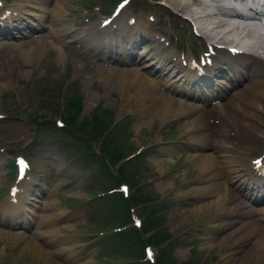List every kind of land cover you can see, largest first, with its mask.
Wrapping results in <instances>:
<instances>
[{
	"label": "rangeland",
	"instance_id": "rangeland-1",
	"mask_svg": "<svg viewBox=\"0 0 264 264\" xmlns=\"http://www.w3.org/2000/svg\"><path fill=\"white\" fill-rule=\"evenodd\" d=\"M14 1L1 0L0 16L4 15L1 11L6 12L12 8ZM116 1L66 0L62 5L65 6L63 17L67 22L72 23V28L77 31L85 27L90 28L99 18L109 19L117 16L111 13ZM158 1L160 0H129L121 4L122 7L120 5V8L124 7V17L127 14L135 18L140 17L142 27L138 29L148 31L147 37L140 41L136 49L125 50L131 54L127 55L128 57L136 55L141 50L149 49L153 52L156 45L169 39V45L174 48L175 53L183 54L182 57L190 55L198 61V57L208 53L209 49L205 47L207 42L200 38L199 32L196 30V33H193L190 20L196 22L197 18L200 19L198 22L201 21L204 29L218 28L219 30L213 31L229 32L227 37L233 41H255L260 46L264 45L260 30L258 34L261 38H256L238 28H213L210 17L200 18L201 13L208 12V9L216 11L213 2L208 9L192 5L189 7L190 11H176L171 6L167 4L165 6ZM51 5L52 3L48 4V8H52ZM188 14L192 15L188 16ZM233 21L248 22L238 18H234ZM98 27L100 26L90 28L98 42L90 49L84 47L81 42L68 38H63L64 43L58 47V43L52 41L47 27L30 29L24 35H12L7 28L6 33L0 34V204L8 195L9 186L14 183L13 168L8 162L18 154L24 156L31 166L28 178L25 179V181L32 180L28 188L30 194L27 196L32 197L33 193H37L39 196L36 199L48 203L41 205L43 209H39L35 214V219L28 228L9 224L4 218L0 219V264H127L128 262L120 254L117 243L111 240L106 242L102 237L108 231L100 232L97 229V225L101 223L100 219L109 207L104 204L105 200L101 199L103 196L93 195L90 191L102 186L100 182L107 181L108 177L102 175L96 181L94 175L90 173L95 166L96 158H92L94 163L83 161L81 153H88L90 149L87 151L83 149L77 134L65 127L52 129L51 126L55 118H60L59 111L65 106L66 97L73 94H79L81 97V116L89 115L95 107H98L101 110L106 108L112 110L116 119L120 120L115 127L122 130L120 137L123 139H119L123 142L122 147L126 148L130 145L136 149L135 158L125 167L133 171L138 186L151 191V196L155 200H161L163 226L171 234L172 243L169 249L175 262L240 264L242 253H232L227 241L223 240L226 216L218 208V203L213 201L209 205L203 204V201L214 200L212 196L207 198L208 196L205 195L209 194L210 190L196 189L197 185H201L198 184L197 179L202 173L195 166L196 160L190 156L192 150L187 145L189 137L185 129L186 122H180L172 115L162 116L157 108L155 109L156 105L159 107L163 105L162 98L157 101L154 96L152 99L145 92H142L144 94L136 92L131 77L123 71L125 66L121 62L113 59L105 63L104 60L107 58L103 57V61L100 59L103 53H112L116 56L118 54L111 50L105 52L106 48L100 53L102 45L110 47L106 41L115 42L116 29H113L110 35L107 29L104 30V27L98 29ZM133 32H127V38L131 35L136 41L145 36L144 33L135 35L134 30ZM161 38L163 39L160 42L157 41ZM120 40L125 42V38ZM211 43L216 44L211 41L208 44ZM235 43L225 40L220 45L234 47ZM91 50L96 54L93 57L88 53ZM127 56L123 55V57ZM116 69L119 73L115 71ZM149 77L156 82L155 77L152 75ZM48 87H52L51 90L47 91ZM156 87L160 88L158 84ZM246 97V105L250 104L248 111L251 109L250 112H253L252 114L249 112L252 131L255 132V138L264 143V101L260 104V107L263 106L262 110L255 109L251 103V96ZM188 100L191 99L187 98L185 101L190 102ZM216 103L215 99L202 105L208 107V104ZM222 108L216 105L212 115L208 114L212 116L209 119L210 124L220 120V116L217 115ZM38 115H49L52 121H48V126L39 127L33 137L35 124L31 118ZM222 117L228 121L232 120L234 115H230L229 118L225 112ZM194 118H199V112L189 115L190 120ZM233 125L236 127L238 123L233 121ZM242 135L251 138L250 134ZM113 136L117 135L113 134ZM233 136L234 131H231V139ZM206 142L212 145L214 139L211 137ZM91 147L94 149L97 146H94L93 142ZM257 148L259 147H251L250 154L241 153L236 147H228V151L234 156L238 166L246 167L250 165L251 156L260 154ZM95 151L96 149L93 150ZM262 157L264 160V151ZM38 189H41L42 194H39ZM233 193L239 199L245 200V196H241L240 191V194L235 191ZM51 199H54L52 203ZM49 204L50 206H47ZM252 204L256 208H261L264 206V199L260 198L256 202L254 200ZM131 213L132 217L142 220V214L137 207L132 206ZM129 225H132V222ZM38 229L44 230V238L60 244L54 246L55 244L45 243L43 245L45 252L41 255L31 251L23 238L11 237V233L16 231L33 237ZM61 240L64 243H61ZM62 246L70 250V261H62L50 253ZM152 249L155 255V247L152 246ZM185 260H189V263ZM255 263L264 264V254L252 257L250 261L241 264Z\"/></svg>",
	"mask_w": 264,
	"mask_h": 264
},
{
	"label": "bare ground",
	"instance_id": "bare-ground-1",
	"mask_svg": "<svg viewBox=\"0 0 264 264\" xmlns=\"http://www.w3.org/2000/svg\"><path fill=\"white\" fill-rule=\"evenodd\" d=\"M211 1L215 4L216 11L208 9L209 6L213 5ZM258 1L250 0L249 2L255 4ZM63 2H66V0H15L12 8L9 9L10 11L3 18L0 16V22L4 24V28H0V34L6 33L10 29L9 32L12 35H24L30 29L47 27L52 41L58 43V47H60L61 43H64L63 38H68L78 43L81 42L84 47L90 49V47L93 48V45L98 44L95 35L91 32V27L105 26L104 30L107 29L110 35L113 29H116L115 42L111 41L112 43H109L106 41V44L110 45V47L107 48L106 45H102L100 53L103 51V48H106V51L104 50L105 52L111 50V52L117 53L118 55L102 52L103 55L100 56V59L103 61V57L107 58L104 60L105 63H109L108 60L113 59L121 62L125 66L123 71L131 77L136 92H140V94L145 92L152 99L154 96L157 101L159 98H162L163 105L161 107L156 105L155 109L157 108V111L162 116L172 115L180 122H186L185 129H187L189 137L187 145L192 150L190 156L196 160L195 166L202 173L201 177L197 179L198 184L201 185H197L196 189L210 190L209 194L207 193L205 195L208 196L207 198H211L212 196L214 200L203 201V204L209 205L213 201L218 203L219 207H217L226 216V221L223 225L225 229L223 240L227 241L232 253H242L240 255V264L250 261L252 257L264 254V206L256 208L252 204L254 200L256 202L260 198L264 199V176H255L251 164L246 167L238 166L234 160V156L228 151V147H236L241 153L250 154L251 147L255 148V146L259 147L257 149L260 150V153L264 151V143L257 140L255 138V132L252 131L253 127L249 122V112L251 109L248 111L250 104L247 106V102L245 101L246 96L250 95L252 98L251 103L253 104L251 105L255 109L261 108L262 110L263 106L260 107V104L264 101V45L260 46L255 41H233V39L227 37L229 32H214L218 29L215 27L238 28L249 33L251 36L261 38L258 34L260 28L253 24H248L245 21H233L234 18L241 20H248L250 18L240 15H229L228 10L222 5L220 0L158 1V3L163 5L167 4L171 6L176 11H190L191 8L189 9V7L192 5L202 8L206 7L208 12H200L202 14H200V18L202 16L203 19L205 17L207 18V16L210 17V21L213 23L211 27L215 28V30H209V28L208 30L204 29V26L200 23L201 21L198 22L199 18H197L196 22H198V25L194 26V30L199 32L200 38H203L206 42L211 41L217 43L220 41L224 42L225 40L236 42L235 46L240 51L235 55L229 54L225 48L219 49L217 46L213 47L208 57L210 58V64H204L205 73L199 74L200 76L197 78L194 74L187 72L188 65H184V60H181L179 54L174 52L173 47L169 45V41L168 43L167 41L166 43L161 42L160 45L155 46L153 53H143L141 51L139 53L137 52L133 57H128L127 55L131 54L125 52V50L129 48L136 49V47L132 46L135 39L131 35L127 38V32H133L134 30L135 35H137L138 33L147 34L148 31L146 29H138L142 27L140 17H136L133 25L129 26L127 21L131 15L127 14L124 17V7L112 19L108 20L105 18L100 21L101 18H99L96 23H99L98 25L93 22L94 24L90 28L85 27L77 31L72 28L73 24L67 22L66 18L63 17L65 12V6H62ZM51 3L52 8H48V4ZM261 9L262 7L260 6L255 7L257 13H260ZM191 15L188 14V16ZM52 21H56V23H52ZM260 33L263 36L261 39H264V31ZM121 38H125V42H121ZM261 41L262 43L264 42V40ZM88 53L92 57L96 55L92 50ZM123 55L127 57H123ZM184 57L182 59L188 60L191 56ZM198 66L200 67L201 65ZM115 71L113 72L115 73ZM109 74L113 75V73ZM151 75L155 77L156 82L149 77ZM210 80L212 83H210ZM156 84L159 85L160 90L157 89ZM202 86L204 87L203 89H201ZM187 98H190L192 101H185ZM215 99L217 100L216 104H208V107L202 105L207 101L210 103ZM216 105L223 107L222 111L217 115L220 116V120L210 124L209 119L212 116L208 114L212 115L213 108ZM194 112H199V118L190 120L189 115ZM225 112H227L229 118H231L230 115H234L231 118L232 120H228L231 123L223 119L222 114L224 115ZM233 121H236L239 127H235ZM231 131H234L233 139L230 137ZM243 133L250 134L251 138L244 137L245 135L243 136ZM211 137L214 139L212 145L206 142ZM261 161L264 163V160ZM31 182L25 181L19 184L17 183L14 194L7 195L3 199L0 204V219L4 218L9 224H17L24 228H28L31 225L35 219V214H37L39 209H43L41 205L48 204L45 203L46 201L43 202L36 199V194H34V197L27 196L30 194L28 188ZM233 191L237 193L240 191L241 196H245V200L236 197ZM52 201L54 199H51V203ZM47 206H50V204ZM235 224L237 225L235 226ZM43 233L44 230L38 229L34 232L35 236L30 237L24 234V232L16 231L11 233V237L14 239L23 238V241H25V244L31 251L42 255L45 252L43 247L45 243L55 244L52 240L44 238ZM41 238L44 239L41 241ZM61 243H64V241L61 240ZM59 244L56 242L54 246H58ZM50 253L53 257H58L62 261H70V250L64 248V246L58 247Z\"/></svg>",
	"mask_w": 264,
	"mask_h": 264
},
{
	"label": "trees",
	"instance_id": "trees-1",
	"mask_svg": "<svg viewBox=\"0 0 264 264\" xmlns=\"http://www.w3.org/2000/svg\"><path fill=\"white\" fill-rule=\"evenodd\" d=\"M51 88L46 89L49 91ZM81 104L79 94L66 97L65 106L61 107L59 116L64 127L79 136L83 149L85 151L90 149L88 153H81L83 161L94 163L92 158H96L95 166L90 170L96 181L102 175L108 177L107 181L100 182L102 186L90 191L93 195L103 196L101 199L105 200V203L104 201L102 203L109 207V210L100 219L101 223L97 225V229L100 232L108 231L102 237L106 239V242L111 240L117 243L120 254L128 260L127 264H178L169 249L172 243L171 234L163 226V213L160 211L161 200H155L151 196V191L138 186L133 171L125 167L136 155L124 159L132 154L134 148L130 145H127L126 148L122 147L121 140L123 138L120 137L122 130L115 127L119 122L112 123L113 112L107 108L101 110L95 107L89 115L80 117ZM46 117V115H39L31 118L35 124L33 126L35 133L39 127L48 125ZM51 126L52 129L55 127L54 124ZM113 134L117 136L114 137ZM93 142L94 146L98 147L97 154L91 149ZM8 165L13 168L12 162H9ZM114 165L116 167H113ZM109 171L112 173H108ZM120 182H125L128 185L129 192L124 197L118 191H114ZM132 206L137 207L142 214L139 228L128 225L131 222ZM144 244L152 245L156 249L151 263L144 257ZM185 262L189 263V260H185Z\"/></svg>",
	"mask_w": 264,
	"mask_h": 264
},
{
	"label": "snow or ice",
	"instance_id": "snow-or-ice-1",
	"mask_svg": "<svg viewBox=\"0 0 264 264\" xmlns=\"http://www.w3.org/2000/svg\"><path fill=\"white\" fill-rule=\"evenodd\" d=\"M128 2V0H124V3H127ZM123 5H121V7H122ZM19 163V165H20V172H21V176L23 175V171H24V169L26 168V165H25V163L23 162V161H19L18 162ZM254 164L257 166V167H262V166H264V164H262V161L261 160H256V161H254Z\"/></svg>",
	"mask_w": 264,
	"mask_h": 264
}]
</instances>
